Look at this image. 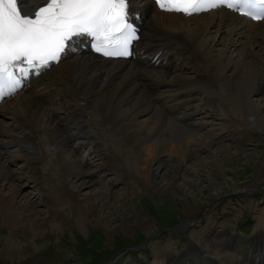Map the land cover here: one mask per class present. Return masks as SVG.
<instances>
[{
  "label": "bare ground",
  "instance_id": "obj_1",
  "mask_svg": "<svg viewBox=\"0 0 264 264\" xmlns=\"http://www.w3.org/2000/svg\"><path fill=\"white\" fill-rule=\"evenodd\" d=\"M48 2L49 0H18V6L22 13L32 15ZM154 9L157 14L152 17ZM129 11L141 33L134 57L121 61L95 57L84 47L87 42L85 39L75 40L57 65L40 68L34 77L24 80V87L32 89L36 83L43 88L40 87L25 99L19 100L12 108L2 110L0 107V135H9V126H13V131L21 134L26 142L31 140L29 143L24 141V144H19L20 155L13 152L19 143L15 139L21 138L19 135L14 140L0 142V212L11 229L18 230L19 225L27 219L34 220L37 225L42 221H49V217H36L34 210L37 205H45L51 201V196L57 197L54 179H58L59 185L68 191L75 206L84 207L78 197L80 189L92 182L86 181V177L111 170L109 163H103L104 157L111 156V146H104L102 143L103 137H109L101 129L105 122L109 123L112 131H121L123 137H127L128 144L125 147L131 150L154 141L143 148L148 169L143 172L137 163L133 164L135 173L140 174L142 171L145 181L154 186L156 174L152 166L162 162L164 155L184 162L192 154L208 150L213 144L193 139L197 138L195 135L199 131V124L194 118L205 109L213 111V115L209 117L221 114L219 107L215 109L214 102L215 97L221 98V86L231 87L234 95L239 97H249L250 91L260 92L264 89V79L259 73L260 64L250 63L248 54L243 58L241 54L237 66L232 61L226 63L228 52L231 53L236 48V38L239 35L249 33L248 37L254 39V47L260 45L258 38H264V21L249 22L228 11L187 19L182 15L157 10L153 0H129ZM190 21L198 25L187 31ZM248 23L254 25V29L247 31ZM213 26L214 36L208 37ZM219 26H223L221 31L218 30ZM259 28L262 30H258ZM234 31L229 48L218 52L217 38H221L224 45ZM155 54H159V64L153 60ZM232 69L231 75H228L227 70ZM173 71L175 74L171 77ZM186 71H193V76H187ZM52 95L57 99V107L44 115V104ZM199 96H202V108L195 109L193 103ZM3 104L5 102L1 105ZM246 108L252 119L251 123L262 128L264 120L260 113L264 107L251 104ZM143 113L148 117L137 120ZM6 114L11 116L12 123H6ZM229 131L227 129L226 133ZM72 138L79 140L78 148L68 149L69 147L62 145ZM44 139L47 145L54 147V151L48 152ZM190 142L201 146L193 150ZM160 143L163 146L157 152L159 148L156 145ZM55 146L59 147L55 149ZM88 146V154L76 159L77 153ZM173 146H176V150L172 153L170 149ZM121 151L126 152L124 146L117 147L116 152ZM110 158L114 159L113 156ZM7 159L11 165L21 162L23 166L19 171L13 170L11 165L7 167ZM85 166L93 170L85 171ZM21 180L38 188L40 199L44 202L36 203L28 198L25 203L20 201L23 187L16 182ZM72 180L77 182L76 191L71 189ZM8 184H12V191L3 195L1 189ZM157 187L156 185L155 189ZM84 209L89 210L86 207ZM53 216L54 219L55 216L60 217L58 213ZM185 226L184 224L183 227L186 228ZM259 237L252 242L257 245L255 252H249L251 256L244 263L264 264V235ZM220 238H225L226 245L230 247L234 242L231 235ZM30 249L27 245L16 244L14 252L22 255ZM172 261L171 264H174L175 258Z\"/></svg>",
  "mask_w": 264,
  "mask_h": 264
},
{
  "label": "rangeland",
  "instance_id": "obj_2",
  "mask_svg": "<svg viewBox=\"0 0 264 264\" xmlns=\"http://www.w3.org/2000/svg\"><path fill=\"white\" fill-rule=\"evenodd\" d=\"M156 14L154 9L151 15L154 17ZM192 23L190 21L187 31L198 25ZM222 27L219 26L218 30L221 31ZM247 27V31L254 29L251 23ZM213 29L214 26L209 30L208 37L214 36ZM234 35L235 31L224 45L221 38H217L216 50L228 49ZM248 35L244 33L236 38V48L228 52L226 63L232 61L237 66L240 59L248 54L250 63L260 64L259 73L264 79V38L259 37L260 45L254 47V39ZM232 71L227 70L226 73L231 75ZM192 72L186 71L185 74L193 76ZM174 74L175 71L171 77ZM262 82L264 84V80ZM40 87L43 88L35 84L34 88L23 90L16 97L18 100L14 98L0 104L1 109L14 107L19 100ZM220 88L221 98L215 97L214 102L215 109L219 107L221 114L209 117L213 111L205 109L194 118L199 124V131L195 135L197 138L193 139L213 144L208 150L192 154L185 163L164 155L162 162L152 166L156 174L154 186L145 181L142 171L137 174L133 170L135 163L143 172L148 169L143 148L154 141L131 150L125 147L128 141L121 131H112L107 122L101 125L103 132L109 136L103 137L102 143L111 146L110 154L114 157L113 160L109 155L104 157L103 163H109L111 170L86 177V181L92 182L80 189L78 197L84 207L75 206L68 191L59 185L58 179H54L57 197L51 196V201L37 205L34 210L39 219L49 217L48 222L42 221L37 225L34 220L27 219L19 225L18 230H13L4 222L3 213L0 212V264H171L172 258H175L174 264H247L244 261L251 256L248 253H254L257 248L253 240L264 235V124L260 128L251 123L246 107L251 104L264 107V89L261 93L250 91L249 97L244 95L240 98L234 95L231 87ZM55 98L52 95L44 104V115L56 109ZM193 106L195 109L202 108V96L195 100ZM260 114L264 120V108ZM7 116L6 123H12L11 116ZM147 117L143 113L137 120ZM9 127L11 136L6 133L0 135V142L14 140L18 135L21 137V134L13 131V126ZM227 129L230 130L228 133ZM24 141L29 143L30 140L26 142L22 137L15 139V142H19L18 148L12 150L17 155H20L19 144H24ZM44 142L46 144L45 139ZM190 143L193 150L201 146ZM48 145V152L54 151V147ZM62 145L75 149L79 140L72 138ZM121 146H124L125 153L116 152L117 147ZM156 146L159 152L163 145L160 143ZM175 147L170 149L172 153ZM88 150L89 146L77 153L78 158H75L84 157ZM7 160L5 163L10 167L11 163ZM11 166L19 171L23 163ZM84 169L93 170L89 166ZM72 181L71 189L76 191V181ZM16 183L23 187L20 201L25 203L28 198L36 203L44 202L34 185L26 180ZM156 185L158 189H155ZM12 187V184L3 187L2 194L10 193ZM85 207L91 211H85ZM57 213L60 217L55 216L54 219L52 215ZM224 235L233 237L231 247L226 245L225 238H220ZM16 244L27 245L31 249L19 255L14 252Z\"/></svg>",
  "mask_w": 264,
  "mask_h": 264
},
{
  "label": "snow or ice",
  "instance_id": "obj_3",
  "mask_svg": "<svg viewBox=\"0 0 264 264\" xmlns=\"http://www.w3.org/2000/svg\"><path fill=\"white\" fill-rule=\"evenodd\" d=\"M167 11L198 12L200 5L224 3L225 0H156ZM18 0H0V80L12 79L11 69L16 62L44 66L62 59L63 54L79 39L97 41L131 31L129 0H49L34 14H24ZM264 8V0H228V7ZM248 14V13H245ZM261 18L260 14L252 19ZM117 39L121 37L117 36ZM129 40L124 37L119 50L104 51L105 56H129ZM96 51H100L96 47ZM20 71H25L20 69ZM18 83V82H17Z\"/></svg>",
  "mask_w": 264,
  "mask_h": 264
}]
</instances>
